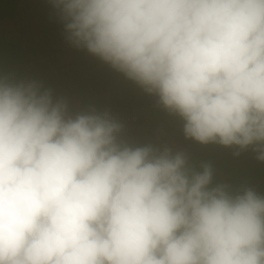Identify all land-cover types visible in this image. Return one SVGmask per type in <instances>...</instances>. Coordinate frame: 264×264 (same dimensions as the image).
Returning a JSON list of instances; mask_svg holds the SVG:
<instances>
[{"label":"clouds","instance_id":"clouds-1","mask_svg":"<svg viewBox=\"0 0 264 264\" xmlns=\"http://www.w3.org/2000/svg\"><path fill=\"white\" fill-rule=\"evenodd\" d=\"M68 41L264 162V0H51ZM0 79V264H264V194ZM239 155V152L236 153Z\"/></svg>","mask_w":264,"mask_h":264},{"label":"rangeland","instance_id":"rangeland-1","mask_svg":"<svg viewBox=\"0 0 264 264\" xmlns=\"http://www.w3.org/2000/svg\"><path fill=\"white\" fill-rule=\"evenodd\" d=\"M9 3L12 8L0 5V79L37 82L50 90L54 99L63 100L72 114L107 113L122 126L119 139L127 130H134L141 134V146L181 152L196 170L209 165L213 185H227L233 190L251 187L264 194V162L257 159L258 153L252 148L204 145L186 138L183 121L168 111L135 108L110 112L111 100L149 93L85 49L73 46L51 0Z\"/></svg>","mask_w":264,"mask_h":264},{"label":"trees","instance_id":"trees-1","mask_svg":"<svg viewBox=\"0 0 264 264\" xmlns=\"http://www.w3.org/2000/svg\"><path fill=\"white\" fill-rule=\"evenodd\" d=\"M0 5L9 7V0H0ZM10 6L11 7L9 8H12V5ZM0 13H2L1 8ZM135 108H156L159 113H167V110H165L163 106L159 103L158 97L152 94H148L146 96L133 97L129 99H115L111 100L108 105V110L112 113L129 112L134 110ZM140 139L141 134L134 130H127L125 136L120 140L131 146H141ZM256 192L259 193V191Z\"/></svg>","mask_w":264,"mask_h":264}]
</instances>
